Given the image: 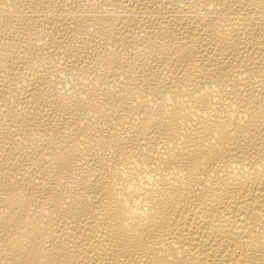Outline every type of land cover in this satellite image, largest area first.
Listing matches in <instances>:
<instances>
[{"label":"bare ground","instance_id":"bare-ground-1","mask_svg":"<svg viewBox=\"0 0 264 264\" xmlns=\"http://www.w3.org/2000/svg\"><path fill=\"white\" fill-rule=\"evenodd\" d=\"M0 264H264V0H0Z\"/></svg>","mask_w":264,"mask_h":264}]
</instances>
